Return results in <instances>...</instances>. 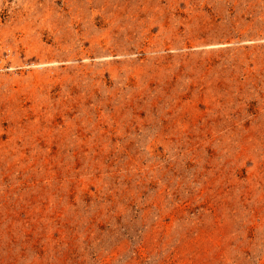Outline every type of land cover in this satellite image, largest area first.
Returning a JSON list of instances; mask_svg holds the SVG:
<instances>
[{"label": "rangeland", "instance_id": "obj_1", "mask_svg": "<svg viewBox=\"0 0 264 264\" xmlns=\"http://www.w3.org/2000/svg\"><path fill=\"white\" fill-rule=\"evenodd\" d=\"M0 264H264V0H0Z\"/></svg>", "mask_w": 264, "mask_h": 264}]
</instances>
